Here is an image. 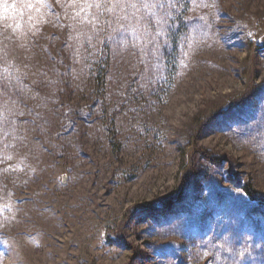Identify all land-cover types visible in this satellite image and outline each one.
<instances>
[{"label": "rangeland", "instance_id": "rangeland-1", "mask_svg": "<svg viewBox=\"0 0 264 264\" xmlns=\"http://www.w3.org/2000/svg\"><path fill=\"white\" fill-rule=\"evenodd\" d=\"M122 2L0 0V264H264V0Z\"/></svg>", "mask_w": 264, "mask_h": 264}, {"label": "snow or ice", "instance_id": "snow-or-ice-1", "mask_svg": "<svg viewBox=\"0 0 264 264\" xmlns=\"http://www.w3.org/2000/svg\"><path fill=\"white\" fill-rule=\"evenodd\" d=\"M92 8L101 9L104 12L116 14L117 10L125 11L128 8H137L136 4H129L127 2H122V0H115V2L111 3L109 7L107 4L103 2V0H84V6L81 8V11L90 10ZM79 13H77L78 15Z\"/></svg>", "mask_w": 264, "mask_h": 264}, {"label": "trees", "instance_id": "trees-1", "mask_svg": "<svg viewBox=\"0 0 264 264\" xmlns=\"http://www.w3.org/2000/svg\"><path fill=\"white\" fill-rule=\"evenodd\" d=\"M175 1L179 2V0H174L173 4H176V3H177V2H175ZM246 94H249V90L246 92ZM246 94H245V95H246ZM243 188H244L245 193H246L251 199H253V200H260V199H261V198H260V194L258 193V191H256V190L252 187L251 183H249V182L245 183L244 186H243Z\"/></svg>", "mask_w": 264, "mask_h": 264}]
</instances>
